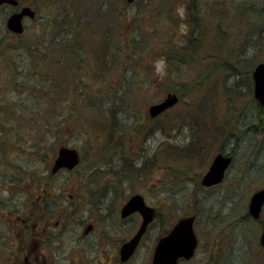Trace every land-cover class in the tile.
I'll return each instance as SVG.
<instances>
[{
  "label": "rangeland",
  "instance_id": "374dc122",
  "mask_svg": "<svg viewBox=\"0 0 264 264\" xmlns=\"http://www.w3.org/2000/svg\"><path fill=\"white\" fill-rule=\"evenodd\" d=\"M248 1H253L255 2V4H260L261 6L264 5V0H199V14L200 16L204 17V19L202 20V22H200V25L198 24L197 27L194 28V32L192 34V36H194L195 34H198L199 29L202 30L204 28L203 33L205 34L206 32L204 36V50H206L207 47L211 48V46L213 45L212 43L215 42L218 45L219 50V55L217 57L227 60V64H230L232 66L234 65L235 69H237V72L234 70V67H224L221 64L216 65V63H214L210 56L209 58H207L209 51L204 54L203 50L201 54V57L205 59V62L203 64L197 65V67L195 66L194 69L186 65L181 69V71L176 72L177 74H179L178 76H176L175 74H172L170 78L165 76L169 64L166 61L160 60L158 58L162 57L163 54H166L165 50H169V47L165 46V42H167L168 39V29L172 32L170 27L173 24V19H164L162 18V16H160V22L158 23L151 22L150 19L153 16L151 15L147 20L149 24H147V27L144 30L147 37L149 38V40L146 39V42L149 43L148 46H151L153 50L158 52L156 55L146 56L144 60V63L150 64L155 68L156 75H160L159 79L152 84H150L152 76L146 72L145 77L150 78H145L144 76H142L141 78L134 79V77H130L127 74V80H125V76L123 74L124 67L122 64H118L117 69L115 66H112L109 72L111 71L110 75L112 74L113 77L110 80L108 79L103 81V69L100 70L99 66H103L106 61L102 58L99 59L98 55L96 56V58H94V55H92V49V52L89 54L90 63L88 65V67H91L92 75H90V72L87 71L83 66L85 68V71L82 77L86 78L87 80L85 79V82H83L79 86H87V88L86 90H84V92H81L75 97L71 95V100L73 102L75 100V103L79 102L80 105L76 107V109L72 108V110H70L71 113H67L64 110L65 114H69V116L66 117L67 121L73 125L77 124V122H80L81 126L87 127L85 120L88 119L91 111H98L99 109L103 108L107 111V109L109 108V104L113 103L112 100H114L115 104H113L118 105L119 109L122 110V115H120L119 118L125 120V125L121 127L120 130H117L118 134L116 135V140L119 139V135L120 137L123 136L126 142V146L116 147L114 151L106 154L107 158H104L105 160L100 161L99 159L104 156L102 152H99L103 140L100 141V139L94 137V139L92 140V145L90 143L89 133L85 131L83 132L84 134L81 131L75 132L73 134L57 132L55 138L45 136L49 140V151H51L53 148L57 150L59 145H68L79 149L83 152L84 155H86L80 167L76 169L78 171H65L67 174H70L69 176L73 177V180L71 181L73 185L71 186V183L69 181L68 186L66 187L68 191L65 194L72 193L71 195L75 199H78V197H80L84 200L75 201V203H79V206L73 205L70 203L73 202V198H71V196L69 195L67 199L68 201L64 202V206L62 207H70V210L77 213L80 211V206L84 207V205L89 203L91 200L95 201V203L99 201L98 195L94 193V190L89 192L86 190V188H84V185H88L91 183V179L94 184V177L90 174V169L93 165H98L101 168V173L107 172L106 170H109L110 174H113L109 177V180H114V178L112 177L119 179L120 174L118 175V173L120 171V162L123 155L122 151L125 148L132 147L133 151L132 149H128L133 156L131 157V159L134 157L140 159L144 158V156L147 155H153L155 151H160V149L163 148L166 143H178L181 146L191 144L197 140L199 135L204 134L205 131L202 127H198L199 132L197 131L196 126L193 124V122H191V119L189 118V116L192 117L194 112H190L189 110L191 108H194L195 106L196 112L199 115L208 116V119L210 118L211 120H213L214 117L212 115V111L215 110L217 111L215 112V114H217L219 119L222 118L219 122V124H222L219 129L220 133L217 132L218 128L215 127L216 123L211 122L212 126L215 127V129H213V132L211 128H209V131L206 132L207 136L210 135V137H208L209 139H207V142L205 143L206 146L205 149L203 148V151L201 152L202 154H199V156H197L191 154L194 152L193 150H189L190 153H188V160L184 161V164L176 165L177 169H182L178 174V178L174 180L173 183L167 180V173L161 167H156V169H153V171L151 172L153 174V178L150 180V183L146 184V187L142 183L139 185V182H129L127 180L125 181L131 184L125 182V186L131 188H127L130 191H139L140 193H142V195L146 197L147 202L151 206L158 209L163 220L165 218H170L171 221L175 222L177 219L179 220L178 216H181L186 212L191 213L194 209L198 210V214H200L201 218L198 223V229L196 230L199 238H201V246L198 248L199 250L197 252V255L195 256V258H193L191 264H204L207 258L210 256H214L215 259H218L220 261V264H264V249L258 246L260 236L259 234L262 225L261 222L256 223L252 220H241L242 216L246 215L247 205L249 204L248 201L251 197L250 190L252 188L250 187V176H254V171L248 169V167H251V164L248 165L251 152L248 151L247 145L240 147V151L237 154V162L233 164V166L229 169L230 171L227 175L226 180L219 188V191H223V193H218L219 191L216 190L215 192H212V195H207L205 192H202L200 190L201 185L199 183L202 174L211 164V159L215 154H218L224 150L231 152L229 143H224V139L230 136L229 128L231 126L229 122L239 120V128L244 129V115L242 111L232 112L231 110H229V106L233 105L234 103L232 101L229 102V96L221 93L223 90H221L220 87H222L223 89L230 88L232 90L238 91L239 93H242L240 97L243 98L244 104L252 105V94H250L249 92L253 87L251 74L249 76V79L243 78L242 74L245 75L247 74L245 72H251V65L253 63L255 64L258 60H261V58H264V37L262 38L263 42H260V44L255 47V42L259 41V35L257 36V34L260 32V30L257 29L259 23L262 21L263 15H261L260 13L258 14L252 12L250 10L248 12L244 11V13H241V11H238L237 14L234 13L235 7L237 10V7L241 4L242 7L245 8V4ZM54 2L56 3L58 2V0H55ZM74 2L77 3V12L75 11L72 16L76 17L82 14H84L85 16V14H87L88 11L90 12L95 5L98 6V4L102 2V0H74ZM138 3H140L141 5V1H139ZM208 3H212V7L208 6ZM51 4L54 3L51 2ZM134 5L135 4L129 6V8L127 9L137 10L138 7L134 8ZM45 8L47 9V11L45 12L44 10L42 13L44 15L47 14L48 19H53L54 14L52 13V10L54 11V9L47 8V5L44 7V9ZM227 10L229 11V13H227ZM5 14L6 11L0 10V47H4L6 50L5 53L8 54L13 52L10 50L9 47L11 46L9 45L15 44V39L11 37L10 33H8L7 26H5ZM185 15L186 10L184 8H182L181 11H178V17L180 19L176 17L177 14L175 12L173 15L174 19H179L178 23L181 22L180 26L178 28L176 27L175 29L176 33L174 32L176 47L178 48L184 47V45L188 42L187 36L191 32L190 31L189 33H186V30L182 28L184 21H186V19L184 18ZM68 20L76 21L73 18H70ZM233 20L234 23L231 26V31L229 32L231 36L230 38H225L222 34V31L218 27L225 26L224 22L227 23ZM129 21L130 19L127 20L126 23ZM106 23L109 24L107 18L100 22L101 31L105 28ZM154 28L159 30L161 34L157 35V32L156 34H153L151 30ZM36 29L37 28L30 26V29L28 28L27 33L25 35L23 34L24 41L30 39L32 42L33 38L35 37ZM216 33L218 34V36L215 41L214 36L216 35ZM122 34L125 35L122 40H118V36L114 39L112 45L115 46L110 47L112 51H114L113 48H115L116 50L117 45H120L121 49L126 48V41H128L130 37L138 35V32L132 29L130 31H123ZM166 36L167 38L164 39ZM95 38L97 40L95 45L97 50H99L100 48L106 49L107 47H109V45L105 43L103 39H101V33L97 32ZM141 39H143L142 34L137 38L136 43L138 45L142 44ZM44 43L45 41L43 40L38 43L39 51L44 50ZM129 43L130 45H132L130 40ZM112 57L114 58V56ZM125 57L126 55L124 53H121L118 61L124 60ZM116 59H118V57H116ZM229 60H231L232 63ZM1 65L2 59H0V67ZM108 65H110V63H108ZM206 66H208V68H211V70L207 71V74L205 75L206 80L204 82V85H200L197 82L196 84H193V80L199 74L198 71L202 69L205 70ZM215 66L217 67L215 68L217 71H215V69L213 70ZM246 66L250 68L247 69ZM240 69L244 71L242 72V74L240 73L241 71H239ZM0 70V79L1 77H3L4 80L5 75L9 72H5L2 67L0 68ZM54 70H56V68H54ZM212 71L216 72V75L220 74L224 78H220L219 80L221 82V86L219 85V83L216 86L213 85L211 77L214 72ZM66 74L69 78L72 77L70 74H68V71H66ZM141 75H143V72L141 73ZM130 79L131 82L129 81L128 87L126 86V83ZM142 80H145L146 83H141ZM95 82L98 84L95 85ZM179 83L189 84V86H191L192 88V93L188 95L186 99H181V102L176 105L175 109H172L168 112L169 114H164L157 121H152V119L149 118V107L154 102L162 100L164 98V95L167 92H172L171 88H174L175 84ZM11 87L12 84L7 86L5 85V87L2 88L0 92H2L4 96H7V94L11 90ZM91 90L95 94V99H98V102H96L98 106H88V104H84V100L81 98L82 96H89V92H91ZM115 90L118 95L112 96V94L115 93ZM183 90L184 89L182 88V91ZM214 90L220 91L221 94L218 95L214 92ZM98 91H100V93H98ZM240 97L239 99H241ZM122 98L126 99L124 100V103L122 102ZM240 103V100H238L237 104L239 105V109L241 108ZM62 105L64 106V104ZM69 105L72 106L71 103H69ZM179 113L183 114V116H188L187 118H182V120H172L171 117H176ZM34 121L35 120L31 118L28 122H23L24 126L22 130H20L19 128H17L16 131L14 129L11 130L10 128L2 129L4 130L2 136L6 142L9 158L18 157L20 155L19 148L23 149V147L25 146L30 147V145L37 144V141L40 144H43V131L41 130L40 125L34 124ZM126 122L134 125L129 127ZM8 123L9 125L13 123L16 127L20 126L19 122L16 119L12 120L11 123L10 120H8ZM154 125L157 126L158 131L154 134V136H152V138L146 140L144 136L139 135L141 131H148L150 129V126ZM167 126L172 127L173 130L163 132L162 127L165 128ZM78 127L80 128V126ZM37 130H40V132H37ZM22 131L24 132V134H22V137H19L18 134L22 133ZM240 133L241 130L235 132L236 136H239ZM239 137V139L244 138L243 133ZM232 141L237 142L238 140L235 136L232 135L231 143ZM52 142L54 145L51 146ZM40 146L41 150L44 152L46 147H44V149L42 148L45 145L43 144V146ZM133 152L136 153V155H134ZM172 155L173 153L171 152L170 156L172 157ZM36 156L37 158L34 157V159L31 161V163L34 164L32 169L29 170L27 174L31 172H34L33 174L45 173V169L39 166L37 162V159H42L41 155ZM257 158H259L260 162L263 161L262 152H259ZM164 162L172 164L175 163L170 158H166ZM64 175L65 173H63V175L61 176L55 177L56 179L54 180H57L60 177H67ZM100 176L97 179L95 187L101 188V194L103 191V187H105V182L108 181V176H106L105 174H101ZM28 178V175H26V179ZM123 180L124 178H120L121 182H123ZM163 180H167V183ZM112 184L113 182L111 183V185ZM238 187L244 188L245 191H227L234 190V188ZM58 193L60 194V192ZM55 194L58 195L57 193ZM68 204L70 206H68ZM120 206L121 202L115 204L114 209L117 210L120 208ZM89 213L90 212L85 211L84 214L87 217L89 216ZM165 229L166 228L161 229L158 228L157 225H153L148 231L147 236L144 238V244L138 249V253L134 256V258L128 263H119L151 264L153 254L152 250L157 242V238H159V235L163 232H166ZM69 231L70 234L68 235V237L71 238L75 232H72L74 231L72 227H70ZM122 236L123 235H119L118 238H121ZM105 253L107 256H113L114 258L116 257L115 254L112 255L111 253H107V250H105ZM71 255L73 254L71 253ZM116 259L118 258L116 257L115 261ZM74 260L75 258L72 257L71 261L70 259L62 260L60 264H71ZM94 260L95 258H92V261Z\"/></svg>",
  "mask_w": 264,
  "mask_h": 264
},
{
  "label": "trees",
  "instance_id": "16d2710c",
  "mask_svg": "<svg viewBox=\"0 0 264 264\" xmlns=\"http://www.w3.org/2000/svg\"><path fill=\"white\" fill-rule=\"evenodd\" d=\"M106 1H111L110 4V11L107 12V14H105L109 22L105 24V28L102 29V31L100 30V23L98 25H96L94 31L90 32H86L87 36L89 38V44L90 47L93 49V53L92 55H94V58H96V56H99V59H104L107 63H110V65H108V63H104L103 66H99V69L102 70V77H103V81L105 80H110L113 75H110L109 70L112 68V66H115L117 69L118 64H122L124 69H123V74L125 76V80H127V74L130 77H134V79H138L141 78L142 76L145 77V72L150 74L152 76V80L150 81V84H152L153 82H155L156 80L159 79L160 75H156L155 74V68L153 66H151L150 64H146L144 63V60L146 58V56H151V55H156L158 52L153 50L151 46H148L149 43L146 42V39L149 40V38L147 37L146 33H145V28L147 27V24H149V22H147V20L149 19V17L151 15H153L151 17V22H156L158 20H160V16H162V18H167L170 20L173 19V24L170 27L172 32L168 29V39L167 42H165V46L169 47V50H165L166 54H163L162 57H159L158 59L166 61L169 64L167 73L165 74V76H167L168 78H170L172 76V74L178 76L179 74H177L176 72L181 71V69L188 65L190 66L192 69H194V67L200 64H203L205 61V59H203V57H201V54L204 50V36L206 34L203 33V29L200 30L198 34H195L194 36H192L193 32H194V28L197 27V25H200V22H202V20L204 19V17L200 16L199 12L200 9L198 7L199 4V0H149L147 2V4L145 5L144 9L138 8L137 10H135L134 12V17L132 19H130L129 22H131V25H135L136 22L140 19L142 20L141 22H139L138 25H136V27L131 28L130 30L134 29L135 31L138 32V35L132 36L130 37V41L132 43V45H130L129 40L126 41V48H122L120 47V45H117L116 50L115 48L114 51H112V49H110V47H114L115 45H112L113 41L115 38H117L118 36V40H122V38L125 37L123 33V29L127 26L126 22H123L122 24H120L117 28L114 27V23L118 20L121 19L122 14L124 13V11H126V9L129 7V4L127 2H125V0H106ZM212 3H208V6L212 7ZM245 8L242 7V5L240 4V6L235 7V11L234 13L237 14L238 11H241V13H244V11H252L255 13H260L261 15L264 16V5L261 6L260 4H255V2L253 1H248L245 4ZM184 8L186 10V15L185 16H189V18L186 19V21H184L182 28H184L186 30V33H189L187 36L188 42L184 45V47H176V41H175V29L176 27L178 28L181 24L178 23L179 21V17H178V11H181V9ZM88 11V10H87ZM138 11V12H136ZM228 11V10H227ZM174 12L177 14V18L179 19H174L173 15ZM103 13V12H102ZM225 13V12H224ZM229 13V11L227 12ZM89 14V11L87 12V14H85V16L82 17H86ZM82 17H73L72 15H70L68 17V19H75L76 21L82 19ZM163 20V19H162ZM134 22V24H133ZM225 26H219L218 28H220V30L222 31V34L224 35L225 38H230V34L229 32L231 31V26L234 23V20L231 22H224ZM192 25V28H191ZM258 28L260 30V28H264V18L262 19V21L259 23ZM129 30V31H130ZM156 28L152 29L151 32L153 34L160 35V31L157 30ZM224 30V31H223ZM74 32V31H73ZM73 32L71 33L72 36L68 37L64 43L67 44V46H63L62 49L58 48L56 54L57 57L55 59V63L50 67L49 72H51L53 70L54 74H53V81L50 82V87L49 89H51L53 86L57 85V84H63V86L66 88L64 95L62 97H51L50 99H48L46 102L48 108V111H50V109H52L55 105L57 104H64V108H65V112L67 113H71L70 110H72V108L76 107L77 104L79 103H75L71 100V95H73L74 97L78 94H80L81 92H84V90H86V87L83 86H79L81 85L83 82H85L86 78H83L82 75L85 71V68L87 71L90 72V75H92V71H91V67H88L89 63H90V55L89 54H83L81 51V54L75 56L73 53V49L74 48H79L81 50V48L75 43V42H71L73 41V39H75L76 35L73 34ZM76 34H78V36L76 37L77 40H81L82 38V32L81 31H77L75 30ZM83 32V33H84ZM99 32L102 34V38L104 40L105 43H107L109 45V47L105 48H100L99 50H97V48L95 47L96 45V38L95 35L96 33ZM103 32V33H102ZM175 32V33H174ZM233 32V29H232ZM143 35V39H141L142 44L138 45L136 43L137 38L140 35ZM123 35V36H122ZM174 35V38H173ZM263 34H260L259 37L260 39H262ZM218 34L216 33V35L214 36V39L216 41ZM167 36L164 38L166 39ZM140 40V39H139ZM263 41H261L262 43ZM213 45L211 46V48L207 47L206 50H204V54L209 51L207 58H209V56L212 58V60L214 61V63L217 64H221L224 67L225 66H231L234 67L230 64H227V60H224L223 58L217 57L219 54V50H218V45L214 42L212 43ZM130 45V46H129ZM208 46V45H207ZM123 47V46H122ZM202 49V50H201ZM124 52H123V51ZM113 52V53H112ZM124 53L126 55L124 60H119V56L121 55V53ZM130 52V53H129ZM114 56L111 57V54ZM203 54V55H204ZM116 57H118V59H116ZM220 58V60H219ZM71 60H73V62H70ZM80 61L79 64V68L81 71H78L75 74H71L68 72V74H70L72 77H68V75L66 74V71H68V67L70 68L71 65H73L74 63L77 64L76 62ZM231 63L232 61L229 60ZM259 61V60H258ZM56 64V65H55ZM67 64V65H66ZM82 65L85 67L83 69ZM68 66V67H67ZM56 68V70H54V68ZM244 67V66H243ZM248 67V66H246ZM217 68L216 66L213 68V70ZM211 70V68H208V66H206V69H202L198 71V75L196 76V78L193 80V84H196V82L200 85H204V82L206 80V74L207 71ZM234 70L237 72V69ZM215 71H217L215 69ZM241 71L240 73L242 74L241 69L239 70ZM143 72V75H141V73ZM214 72V71H212ZM250 72V71H249ZM106 73V74H105ZM216 73V72H214ZM213 73V74H214ZM212 74V73H211ZM88 75V74H86ZM84 75V76H86ZM109 75V76H108ZM75 77V78H73ZM91 77V76H90ZM108 77V78H107ZM143 77V78H144ZM23 78V77H21ZM145 78H150V77H145ZM87 80V79H86ZM146 80V79H145ZM145 80H142L141 83L145 84ZM71 81L73 82L74 85H72L70 83V85H67L66 82ZM129 81L131 82V79L128 80V82L126 83V86L129 87ZM145 82V83H144ZM192 83V81H191ZM65 84V85H64ZM77 84V85H76ZM98 83L95 82V85H97ZM91 86V85H88ZM182 88L184 89L182 91ZM48 89V90H49ZM48 90L45 91L44 94L48 93ZM172 92H177L179 95H181V99H186V97H188V95H190L192 93V88L191 86H189V84L187 83H182V84H175L174 88H171ZM72 91V92H70ZM215 93L218 92V90H214ZM98 93H100V91H98ZM222 94H226V96H229L230 98H228L229 102L232 101L234 104L229 106V110H231L232 112L234 111H238L241 112L243 110V108L245 107L243 98H241L240 96L242 95V93H239L236 90H232V89H228V94L227 93H222ZM117 96L118 94L115 93L112 94V96ZM239 97L242 99H239ZM84 100V104H88V106L92 105V107H94V105L98 106L96 102H98V99H95V94L92 96H82L81 97ZM54 99V100H52ZM77 99V98H76ZM52 100V101H50ZM126 99L122 98V102L124 103ZM240 100V104H241V108L239 109V105L237 104V101ZM134 101V100H133ZM112 102L115 104V101L112 100ZM181 102V101H180ZM228 102V103H229ZM69 103L72 104V106L69 105ZM113 103L109 104V108L111 109L113 106H115ZM219 103V102H218ZM30 105L31 108V112L30 115L31 116H25V119L22 120V122H19L14 116H10L9 119L11 118V121L16 119L19 122L18 127H14L11 128V130H17V128H19L20 130H22L24 124L23 122H28L31 118H33L34 120H37L38 117L41 115L39 109H38V103H28ZM51 104V105H50ZM80 105V103L78 104ZM132 106V105H131ZM130 106V107H131ZM194 106V105H193ZM108 108V109H109ZM75 109V108H74ZM107 109V110H108ZM69 110V111H68ZM121 110V109H120ZM190 112H194L192 117L189 116V118L192 120L195 117L198 116V113L196 112L195 106L194 108H191L189 110ZM106 112V110L103 109H99L98 111H91L88 119L85 120L87 127L85 126H81L80 122H77V124L73 125L70 124L67 121V116H69V114H65L64 117H60V118H55L52 119V123L50 124H45L41 126V124H38L41 126V130L43 131L42 136H43V144L45 145V156L46 158L44 159V163L41 162L42 159H37L39 166H41L43 169H45V173L46 178H47V183L48 184H52L54 178L50 176V165L53 162V160L55 159V155H56V150L55 148H53L51 151H49V140L45 137H53L55 138V135L57 132H64L69 133V134H73L75 132H79L81 131L82 133L85 131L87 133H89V138H90V143L93 145L92 140L94 139V137H96L97 139L103 140L102 144L100 146L99 152H102L104 154V156L102 158H107L108 153H111L112 151L115 150V147H125L126 146V142L125 139L123 138V136L120 137L119 135V139L116 140V135L118 134V132H109V121L108 120H104L102 119V114ZM215 112L217 111H212V115L213 117V123L215 122V127L218 128V132L220 127L222 126V124H219L220 120L219 117L217 116V114H215ZM188 116V115H187ZM187 116H183V114L179 113L176 117H171L172 120H182V118H187ZM208 119V116H202ZM160 119V118H159ZM157 121V120H154ZM239 120H236L234 122H229L230 124V136L226 137L224 139V143H230L231 142V136H235L237 138V140L239 139L235 132L242 130L241 128H239L238 126ZM80 126V128L78 127ZM156 125L154 126H150V129L148 131H150L151 129L155 128ZM235 131V132H234ZM37 132H40V130H37ZM93 132V133H92ZM147 131L143 130L140 132V136H144L146 134ZM3 133L4 130H2L0 132V138H3ZM20 133V132H18ZM137 133V131H136ZM220 133V132H219ZM22 134H24V132L22 131V133L18 134L19 137H22ZM84 134V133H83ZM233 142V141H232ZM1 144H3V146L6 145L5 141H0ZM37 144H40L37 141ZM41 144V145H43ZM59 144V143H58ZM223 144V141H222ZM54 145L53 142L51 144V146ZM38 146V145H36ZM48 147V149H47ZM128 149H132V147H128L125 148L122 153V158H121V162H120V171L118 173V175L120 174V178H126V180L131 181V180H135L137 182H143L144 184L151 180L153 178V174L151 173L153 171V169L155 170L156 167H161L166 173H167V180L171 183L174 182V180H176L178 178V174L181 171L182 168H178L176 167V165L178 164H184V161L188 160L189 155H187L186 150L181 147L180 145H173V144H168L166 143V145L163 146V148L160 149V151H155V153L151 156H144V158H140L137 159V157H134L131 159V157H133L131 155V153L129 152ZM133 151V149H132ZM173 153L172 157L170 156V153ZM88 153V152H87ZM134 153V152H133ZM84 155V154H83ZM134 155H136V153H134ZM86 155H84L85 159ZM166 158H170L173 162H175L174 164L172 163H166L164 162V160H166ZM45 164V167H44ZM113 174H111L110 176H112ZM113 178V177H112ZM166 180V181H167ZM164 182H166L165 180H163ZM167 183V182H166ZM51 192V191H50ZM49 192V193H50ZM166 203V202H163ZM76 210V209H75ZM16 211H19V207L16 209ZM67 211V216H70L71 212L68 211V207L66 208ZM75 213V211H74ZM173 216V215H172Z\"/></svg>",
  "mask_w": 264,
  "mask_h": 264
},
{
  "label": "bare ground",
  "instance_id": "6f19581e",
  "mask_svg": "<svg viewBox=\"0 0 264 264\" xmlns=\"http://www.w3.org/2000/svg\"><path fill=\"white\" fill-rule=\"evenodd\" d=\"M54 1L55 0H51V1L50 0H40V2H42V6L40 7L38 11L37 18L39 22H41L43 29L40 31H36L35 37L33 38L32 42L30 39L29 40L27 39L26 41H24V35L27 32L23 31L22 34L24 35H22V37L18 39L17 41L18 43L9 45L11 46L9 47L10 50L13 51L12 53L6 54L5 48L0 47V59H2L1 67L5 72L7 73L9 72L8 74L5 75L4 80H3V77H1L0 79V91L2 88L5 87V85L7 86V85L12 84L11 90L7 94L8 97L4 96L2 92H0V132L4 128L11 129L15 127V125L11 123V118L9 119L10 116H14L19 122H22V120L25 119V116L26 117L31 116L30 115L31 108H30V105L28 104L29 102L30 103L37 102L38 109L41 113L38 119L34 121V124H41L42 126L44 125V123L45 124L52 123V119H54V117L55 118L64 117L65 108L62 104H57L52 109H50V111H48V109H46L48 108L46 102H49L47 100L50 99L51 97L53 98L62 97L64 95L66 88L63 86V84H57L53 86L51 89H49L51 83L47 82L45 77L42 76V74L46 70L48 69L50 70V67L52 66V64L55 63V59L58 55L56 54V52L58 51L57 49L58 48L62 49L63 46H67V44H65L64 41L68 37L72 36L71 33L74 31L73 34L76 35V37L78 36L75 30L81 31L83 35H82L81 40H77V38L75 37V39L71 41V42H75L81 48V50L79 48H74L73 49L74 55L77 56L81 54V51L83 54L85 53L90 54L92 52V48L90 47V44L88 42L89 38L87 36V33L88 32L91 33L92 31H94L96 25H98L102 20H104V17H106L105 14H107V12L110 11V4H111V1L102 0V2L98 4V6L95 5L94 8L90 11L91 14L89 12V15H87L86 17H82L84 16V14H82L78 16V17H82V19L78 21H69L68 17L74 14V12L76 11L77 3H75L74 0H58V2L56 3ZM139 1H141V5L140 3H138ZM148 1L149 0H138L135 3L134 8L138 7V8L144 9ZM51 2H53L54 4H51ZM126 2L129 3L128 0H126ZM46 5H47V8L54 9V11L52 10V13L54 14L53 19H48L47 14L44 15L42 13L44 10L45 12L47 11L46 8L44 9ZM134 12L135 10L133 9L132 10L127 9L126 11H124V13L121 16V19L114 23V27L117 28L123 22H126L129 19H132L134 17ZM184 18L187 19L189 18V16H185ZM141 21L142 20L139 19L135 25H131L130 24L131 22H128L127 26L123 29V31H128L134 26L136 27V25H138L139 22ZM156 22L159 23L160 20ZM6 25H7V15H6L5 26ZM257 30H259V28ZM84 31H86L87 33ZM260 34H263L261 36L263 38L264 28H260V32L257 34V36ZM41 40L45 41V45L48 47V52H44V50L43 51L38 50V43ZM261 41L263 40L260 39L259 37V41L255 42V47H257ZM112 56L113 55L111 54V57ZM70 62H73V60H71ZM76 63L77 64L74 63L73 65H71L70 68L67 66L68 67L67 70L69 73L75 74L78 71H80V68H79L80 61H77ZM245 73L247 74L245 75L242 74V77L249 79L250 72H245ZM220 78L224 79L220 74L216 75L214 73L212 75L211 81L214 86H216L218 83L221 86V82L219 81ZM70 83L74 85L73 82L71 81L66 82L67 85H70ZM220 89L223 90L221 93L228 94V89H223L222 87H220ZM47 90H48V93L44 94L45 91ZM221 93L220 91L217 92L218 95H220ZM171 94H176L181 99V95H179L177 92L171 93ZM89 95L90 96L94 95V92L91 90V92H89ZM78 104L76 107L79 106ZM76 107L74 108L76 109ZM249 109H250V112L253 113L256 107L252 103V105H248L243 108L242 113L244 115V121H243L244 129L242 128L240 135L243 133L244 138L238 139L237 142L229 143V146H230L229 148L231 150V152L229 151L230 154L232 153L238 154L241 146L243 147L244 145H247L250 143V139L252 138V136L251 134H248L247 132L248 118L246 115ZM120 115H122V110L119 109L118 105L113 106L111 109L109 108L106 112L102 114V117H103L102 119L109 121V132H118L117 130H120L121 127L125 125L124 124L125 120H123L122 118L120 119L119 118ZM8 120H10L11 125H9ZM191 122H193V124L196 126L198 132H199L198 127H202L205 133L204 134L201 133L202 135L198 134L199 137L197 138L195 142L185 145V146L184 145L181 146L178 143L177 144L170 143V144L180 145L186 150L187 155L188 153H190L189 150H193L194 152L191 154L198 156L199 154H202L201 152L203 151V148L205 149V146H206L205 143L207 142V139H209L208 137H210V135L207 136L206 132L209 131V128H211V130L213 131L215 127L212 126L210 118L207 119L205 117H202V115H199V114L197 117L192 119ZM126 124L129 127L134 125V124L132 125L131 123H127V122ZM261 127H264V116L260 122L256 120L252 124V127H250V129H253L252 132H253L254 137L256 138L261 137L260 136ZM162 129H163L162 130L163 132L168 131V130L169 131L173 130L172 127H169V126L165 128L162 127ZM157 131H158L157 126L151 129L150 131H147L145 134V139L148 140L152 138V136H154V134ZM239 136L237 137L240 138ZM40 145L41 144H34V145H30V147L25 146L23 147V149L19 148L20 155L18 157L9 158L6 145L3 146V144L0 143V192L1 194H2L3 189L6 186H9V185L15 186L16 194L14 195V198H15L14 201L16 200V202H19L21 198L20 197L21 190L19 188L23 187L26 181L29 185H32V186H34L35 183H37L35 187H36L38 196L40 198L46 197L50 191H53L57 194H59L58 192H60L59 196L62 200H65L67 198V196L65 195V192L67 191L66 187L68 186L69 181L71 183V186L73 185L71 182L73 180V177L69 176L70 174L65 173L64 176H67V177H60L57 179V181H55L52 184H48V183L40 184L38 182H35L36 180L35 175H37V173L33 174L34 172H31L27 174V172L31 170L33 167L34 163L32 164L31 161L34 159V157L37 158L36 155L38 156L41 155L42 157L41 162L44 163V159L46 158L45 151L43 152L41 150ZM44 147L45 146H43L42 149H44ZM74 149L77 151L78 155L80 156L79 164L77 165V168H79L82 162L84 161L83 159L84 155H83V152L80 151L79 149L77 148H74ZM248 151L251 152V149L248 148ZM147 156H151V155H147ZM99 160L103 161L105 159L100 158ZM100 173H101V168L98 165H93L91 167L90 174L94 177V184L91 179L90 184L84 185V188H86L87 191L91 192L92 190H95L96 188L95 184L97 183V179L100 176L99 175ZM24 175H28L29 180L24 178ZM8 177L9 179L7 180ZM141 183L146 187V184L150 183V180L147 181L145 184L143 182H139L138 184L140 185ZM104 186L105 187L111 186V181L109 180L106 181ZM135 196H143V195L139 191L134 192L131 190L129 191V194L124 196V198H120V199H122V201H124L125 199V204H128L135 198ZM62 200L58 203V206L55 207V210L58 211V208L60 206H64V203L62 202ZM153 225H156V223L155 222L149 223L147 225L146 232H148V230H150V228ZM75 251L81 252L82 250H80L79 248H76Z\"/></svg>",
  "mask_w": 264,
  "mask_h": 264
},
{
  "label": "flooded vegetation",
  "instance_id": "af4514ba",
  "mask_svg": "<svg viewBox=\"0 0 264 264\" xmlns=\"http://www.w3.org/2000/svg\"><path fill=\"white\" fill-rule=\"evenodd\" d=\"M17 1V5L8 3L0 5V10L7 11V19L12 16V14L28 6L34 10L37 16L42 6L40 0ZM23 25L25 26L26 32L28 28L30 29V26L37 28L36 31L43 29L37 17L34 19L30 16H26L23 19ZM8 33L15 39V44L18 43V39L23 35L20 34L17 36L9 30ZM44 52H48V47L45 43ZM53 74V70L49 72L48 69L42 76L45 77L47 82H52ZM252 99V103L255 105L256 109L253 113H251L249 109L246 114L248 118L247 132L252 136L250 143L247 144V147L251 149V155L249 156L250 160L248 162V165L251 164V167H248V169L254 171V176H250V187L252 188L250 190L251 197L256 194V192L264 190V127H261V137H258L259 139L253 136V129H250L256 120L260 122L261 119H263L264 106L261 107L260 104L257 103L254 98V92ZM259 152H262V162L257 158ZM231 155L233 159L231 166H233L238 159L237 154L232 153ZM207 170L205 172H207ZM46 176L45 173L35 175V182L46 184ZM24 178H26V176H24ZM8 179L9 177L7 180ZM36 184L37 183L32 186L25 181L24 186L19 188L21 190L20 199L24 200H20L19 202H16V200L14 201V195L16 194L15 186H6L2 194L0 192V264H60L62 260L70 259L71 261L72 257L75 258V260L72 261L71 264H120L119 251L121 247L133 236L137 231V227L142 222V218L138 213L128 216L125 219L121 217L122 207L125 203V199L124 201L120 199L124 198L123 190H121L122 184H112L109 187H103L101 194V188H95L94 193L98 195L99 201L95 203V201L91 200L89 202L91 205V217L90 213L89 216L86 217L83 212L81 216L69 219L65 212H61V218L55 222L51 221V212L55 211V207L58 206V203L62 199L59 195L56 199L50 198L49 193L46 197L40 198L35 187ZM222 184L223 183L212 187H205L201 184L200 190L207 195H212V192L216 190L219 191ZM227 191L243 192L245 189L238 187L234 188V190ZM218 193H223V191H219ZM71 194L72 193H69L71 198H73L74 204H76L75 201L84 200L80 197H78L79 200L75 199ZM119 202H121L120 208L117 210L114 209V205ZM18 207L22 211L20 214L16 211ZM193 214L196 217L194 223L195 227V225L199 223L201 216L197 212ZM62 217H64V219H62ZM241 220H252L256 223L261 222L264 224V206L261 211V216L255 220L252 219L249 213L248 204L246 215L242 216ZM154 222L158 228H162V218L160 215L156 216ZM68 225L70 226L68 227ZM89 225L91 226L89 234L84 235V232H80L81 230H85ZM70 227L74 229L72 232H75L71 238L68 237L70 234ZM263 230L264 227L262 228V231ZM119 235L123 236L118 238ZM165 235L166 234L163 233L160 237ZM200 241L199 238V245ZM76 248L82 251L76 252ZM105 250H107V253H111L112 255L115 254L118 259L115 261L116 257L107 256ZM71 253L73 255H71ZM91 257L95 258V260L92 261ZM179 261V264H191L192 262V260L186 259ZM215 262L220 264L218 259H215L214 256H210L204 264Z\"/></svg>",
  "mask_w": 264,
  "mask_h": 264
},
{
  "label": "water",
  "instance_id": "95a60500",
  "mask_svg": "<svg viewBox=\"0 0 264 264\" xmlns=\"http://www.w3.org/2000/svg\"><path fill=\"white\" fill-rule=\"evenodd\" d=\"M135 0H128L129 3ZM9 3L12 5L18 4L17 0H0V5ZM30 16L35 18V12L28 6L22 9L21 12L12 14L7 20V26L10 31L21 34L24 31L22 20L24 17ZM254 92L257 101L264 105V63L259 64L253 72ZM179 101L176 94H167L164 100L160 103L153 104L149 108V114L152 118L164 113L165 110L172 108ZM80 156L74 148L69 146L60 147L57 158L52 165V173H57L61 169H74L79 164ZM213 163L207 175L203 178L202 183L207 186L218 184L225 176L226 169L231 164V157L224 154H219L213 159ZM264 205V190L257 192L250 200L249 213L257 219L260 216V211ZM139 211L144 218V221L139 228L136 236L122 247V261H127L134 255L139 244V240L146 232L147 225L154 220L155 209L145 203L143 196H135V198L124 206L123 217ZM194 216L185 217L173 227L170 234L161 238L159 244L155 248L153 256V264H178V260L182 257L190 259L193 257L198 244L194 232ZM261 245L264 246V231L261 234ZM216 264V263H215Z\"/></svg>",
  "mask_w": 264,
  "mask_h": 264
}]
</instances>
